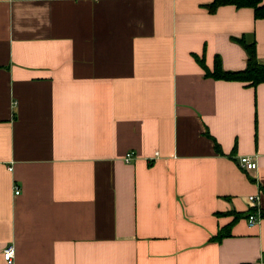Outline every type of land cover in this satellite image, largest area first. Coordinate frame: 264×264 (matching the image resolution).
I'll return each instance as SVG.
<instances>
[{"label":"crops","instance_id":"crops-1","mask_svg":"<svg viewBox=\"0 0 264 264\" xmlns=\"http://www.w3.org/2000/svg\"><path fill=\"white\" fill-rule=\"evenodd\" d=\"M212 2L0 0V264H264V83L205 76L264 20Z\"/></svg>","mask_w":264,"mask_h":264},{"label":"trees","instance_id":"trees-1","mask_svg":"<svg viewBox=\"0 0 264 264\" xmlns=\"http://www.w3.org/2000/svg\"><path fill=\"white\" fill-rule=\"evenodd\" d=\"M221 5H232L236 8H250L253 11L254 19L264 20V0H213L209 8L210 10H213ZM235 42L239 44L245 52V68L241 71L225 72L221 70L219 60L215 58L212 71L209 72L205 70V76L214 80L245 83L249 87H255L258 84L264 83V64H261L256 60L254 43H247L242 38L235 40ZM215 149L217 150L216 145ZM254 212L258 213L259 218L264 219V210L253 209L244 215H234L233 221L241 217L247 218L248 215ZM228 229L229 226L224 229H220L211 241L219 242L222 238L227 237Z\"/></svg>","mask_w":264,"mask_h":264},{"label":"built area","instance_id":"built-area-1","mask_svg":"<svg viewBox=\"0 0 264 264\" xmlns=\"http://www.w3.org/2000/svg\"><path fill=\"white\" fill-rule=\"evenodd\" d=\"M130 159H131V152H129L125 155L124 162L128 163ZM237 163H238L239 168L246 170V171L254 170L256 168V163H255L254 159L251 157H240V158H238ZM18 193H19L18 188L13 187V194L18 195ZM259 199L260 198L258 196H256V197L251 196V197L247 198L249 203H253L256 206L258 205V203L260 201ZM257 220H258V218H257L256 214L252 213V214L247 216L246 223L248 226H252L257 222ZM13 256H14V248L12 246H7L1 252L2 260L7 264L11 263Z\"/></svg>","mask_w":264,"mask_h":264}]
</instances>
